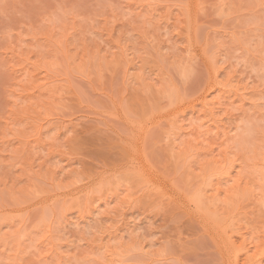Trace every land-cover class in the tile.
I'll use <instances>...</instances> for the list:
<instances>
[{
    "label": "rangeland",
    "instance_id": "rangeland-1",
    "mask_svg": "<svg viewBox=\"0 0 264 264\" xmlns=\"http://www.w3.org/2000/svg\"><path fill=\"white\" fill-rule=\"evenodd\" d=\"M0 264H264V0H0Z\"/></svg>",
    "mask_w": 264,
    "mask_h": 264
}]
</instances>
